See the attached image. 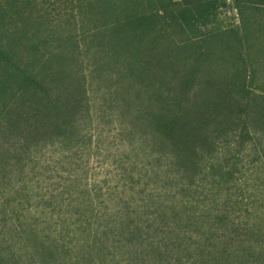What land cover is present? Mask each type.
Segmentation results:
<instances>
[{"label": "trees", "instance_id": "trees-1", "mask_svg": "<svg viewBox=\"0 0 264 264\" xmlns=\"http://www.w3.org/2000/svg\"><path fill=\"white\" fill-rule=\"evenodd\" d=\"M110 1L0 0V264H264L233 162L264 144L253 77L213 94L146 50L102 75L125 22L170 38L218 0Z\"/></svg>", "mask_w": 264, "mask_h": 264}, {"label": "rangeland", "instance_id": "rangeland-1", "mask_svg": "<svg viewBox=\"0 0 264 264\" xmlns=\"http://www.w3.org/2000/svg\"><path fill=\"white\" fill-rule=\"evenodd\" d=\"M125 1L112 0L110 5H117L120 12L126 8ZM215 7L205 5L202 11H189L185 14L187 30L172 31L170 38H157L146 30L136 31L133 21L125 22L120 37L105 40L109 65L102 74L104 84L116 82L119 72L134 70L137 74L136 56L139 50H146L149 60L171 62L172 68L180 72L186 82H191L198 73L213 94L241 85L245 76H252L254 86L264 93V0H218ZM241 9L247 12L240 14ZM133 32L138 34L135 39ZM231 143L232 153H235L237 141ZM233 162L238 171H243L242 176L236 174L237 186L245 192L244 203L249 205L248 211L238 214L241 218L264 217V207H261L264 205V144L256 149L253 143L247 145L244 154Z\"/></svg>", "mask_w": 264, "mask_h": 264}]
</instances>
